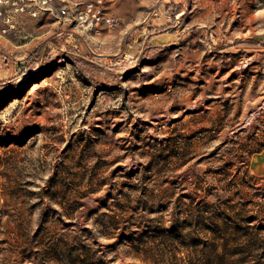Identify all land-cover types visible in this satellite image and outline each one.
I'll use <instances>...</instances> for the list:
<instances>
[{"label": "rangeland", "instance_id": "374dc122", "mask_svg": "<svg viewBox=\"0 0 264 264\" xmlns=\"http://www.w3.org/2000/svg\"><path fill=\"white\" fill-rule=\"evenodd\" d=\"M84 1L0 31V264H264V0Z\"/></svg>", "mask_w": 264, "mask_h": 264}, {"label": "built area", "instance_id": "2783aa9c", "mask_svg": "<svg viewBox=\"0 0 264 264\" xmlns=\"http://www.w3.org/2000/svg\"><path fill=\"white\" fill-rule=\"evenodd\" d=\"M60 1V2H59ZM0 0V31L3 33L12 32L16 29V14H27L32 17H39L43 13L58 11L62 26L65 24V14H67V3L65 0ZM157 6L153 9L154 16L167 14L168 10H162L161 5L166 0H155ZM75 17L78 19L80 27L101 33L103 29L109 31L117 25L118 19L104 10L103 0H87L80 3ZM65 33V28L57 31L58 36ZM72 34V33H71ZM1 66V63H0Z\"/></svg>", "mask_w": 264, "mask_h": 264}, {"label": "crops", "instance_id": "0c3cea01", "mask_svg": "<svg viewBox=\"0 0 264 264\" xmlns=\"http://www.w3.org/2000/svg\"><path fill=\"white\" fill-rule=\"evenodd\" d=\"M251 169L257 175H264V152H260L252 158Z\"/></svg>", "mask_w": 264, "mask_h": 264}, {"label": "trees", "instance_id": "16d2710c", "mask_svg": "<svg viewBox=\"0 0 264 264\" xmlns=\"http://www.w3.org/2000/svg\"><path fill=\"white\" fill-rule=\"evenodd\" d=\"M190 264H193V263H190ZM195 264H197V263H195ZM213 264H224V263H223V260H219L217 262H214Z\"/></svg>", "mask_w": 264, "mask_h": 264}]
</instances>
